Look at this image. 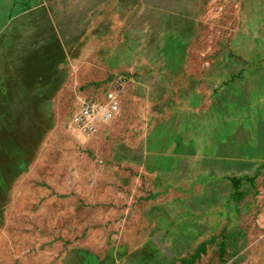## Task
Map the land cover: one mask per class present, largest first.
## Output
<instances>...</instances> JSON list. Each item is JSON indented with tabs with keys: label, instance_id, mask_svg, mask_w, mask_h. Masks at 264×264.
<instances>
[{
	"label": "rangeland",
	"instance_id": "rangeland-1",
	"mask_svg": "<svg viewBox=\"0 0 264 264\" xmlns=\"http://www.w3.org/2000/svg\"><path fill=\"white\" fill-rule=\"evenodd\" d=\"M0 264H264V0H0Z\"/></svg>",
	"mask_w": 264,
	"mask_h": 264
},
{
	"label": "built area",
	"instance_id": "built-area-1",
	"mask_svg": "<svg viewBox=\"0 0 264 264\" xmlns=\"http://www.w3.org/2000/svg\"><path fill=\"white\" fill-rule=\"evenodd\" d=\"M119 87L109 89L105 93V100L102 102L86 104L81 109L79 116L81 119L82 127L91 132L95 130V124L103 123L112 118L118 111L119 106V90L124 86L122 81H118Z\"/></svg>",
	"mask_w": 264,
	"mask_h": 264
},
{
	"label": "crops",
	"instance_id": "crops-1",
	"mask_svg": "<svg viewBox=\"0 0 264 264\" xmlns=\"http://www.w3.org/2000/svg\"><path fill=\"white\" fill-rule=\"evenodd\" d=\"M136 32H137V30H136ZM141 37H140V35H139V33H137L136 35H135V39H134V42H136V41H138L139 39H140ZM124 86H125V84H124ZM124 86L121 88V90H123V88H124ZM104 96V94L102 95V97ZM104 98V97H103ZM86 99H88V98H86ZM89 99H93L94 101H101L102 99H101V96H100V94L98 95V96H96L95 98H89ZM82 101V100H81ZM80 109V107L79 108H76V110L74 111V113H73V116H72V118H71V123L73 124V127H74V131L77 133V134H79V135H81V136H83V137H86V138H88V137H90L91 135H95L96 133H87V131L85 132V131H82L81 129H80V127L78 126V124H77V122H76V118H75V115H76V113H77V111Z\"/></svg>",
	"mask_w": 264,
	"mask_h": 264
},
{
	"label": "trees",
	"instance_id": "trees-1",
	"mask_svg": "<svg viewBox=\"0 0 264 264\" xmlns=\"http://www.w3.org/2000/svg\"><path fill=\"white\" fill-rule=\"evenodd\" d=\"M232 182H233L234 185H236L237 181L235 179H232Z\"/></svg>",
	"mask_w": 264,
	"mask_h": 264
}]
</instances>
